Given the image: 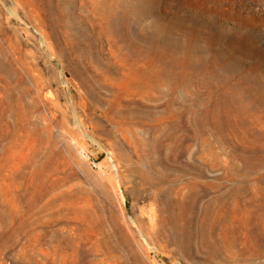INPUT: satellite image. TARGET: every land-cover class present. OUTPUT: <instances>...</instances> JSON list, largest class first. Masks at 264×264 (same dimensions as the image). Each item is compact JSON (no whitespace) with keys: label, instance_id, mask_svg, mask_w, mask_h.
<instances>
[{"label":"rangeland","instance_id":"obj_1","mask_svg":"<svg viewBox=\"0 0 264 264\" xmlns=\"http://www.w3.org/2000/svg\"><path fill=\"white\" fill-rule=\"evenodd\" d=\"M0 64V264H264V0H0Z\"/></svg>","mask_w":264,"mask_h":264},{"label":"bare ground","instance_id":"obj_2","mask_svg":"<svg viewBox=\"0 0 264 264\" xmlns=\"http://www.w3.org/2000/svg\"><path fill=\"white\" fill-rule=\"evenodd\" d=\"M9 76H10V73L7 71V69L5 67H3L1 64H0V78L5 82L7 83L8 80H9ZM144 78V77H143ZM16 99V98H15ZM17 100V99H16ZM9 102H11V100H8Z\"/></svg>","mask_w":264,"mask_h":264}]
</instances>
